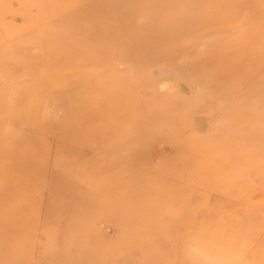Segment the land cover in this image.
<instances>
[{"label":"rangeland","instance_id":"1","mask_svg":"<svg viewBox=\"0 0 264 264\" xmlns=\"http://www.w3.org/2000/svg\"><path fill=\"white\" fill-rule=\"evenodd\" d=\"M0 264H264V0H0Z\"/></svg>","mask_w":264,"mask_h":264}]
</instances>
